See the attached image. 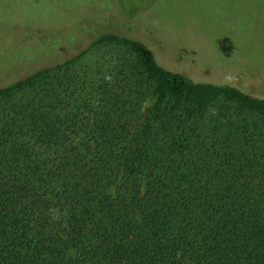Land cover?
<instances>
[{
  "label": "trees",
  "instance_id": "16d2710c",
  "mask_svg": "<svg viewBox=\"0 0 264 264\" xmlns=\"http://www.w3.org/2000/svg\"><path fill=\"white\" fill-rule=\"evenodd\" d=\"M100 43L132 53L140 79H101L84 104L49 87L0 117V264H264V125L210 111L221 100L259 118L263 96L194 81L105 33L0 100ZM145 83L150 104L135 101Z\"/></svg>",
  "mask_w": 264,
  "mask_h": 264
},
{
  "label": "rangeland",
  "instance_id": "374dc122",
  "mask_svg": "<svg viewBox=\"0 0 264 264\" xmlns=\"http://www.w3.org/2000/svg\"><path fill=\"white\" fill-rule=\"evenodd\" d=\"M105 33L145 43L158 63L194 81L230 84L264 97V0H0V87L78 55ZM125 77L126 88L140 79L134 55L100 43L33 90L0 100V117L31 100L28 93L61 84L70 89L69 101L91 103L101 79ZM137 92L135 101L150 104L147 83ZM232 107L218 100L210 111L264 125V116L237 115Z\"/></svg>",
  "mask_w": 264,
  "mask_h": 264
}]
</instances>
